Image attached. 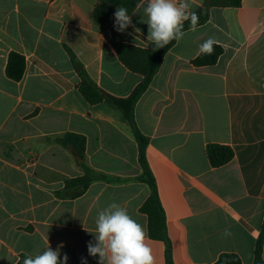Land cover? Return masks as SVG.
I'll return each instance as SVG.
<instances>
[{
  "label": "crops",
  "instance_id": "crops-1",
  "mask_svg": "<svg viewBox=\"0 0 264 264\" xmlns=\"http://www.w3.org/2000/svg\"><path fill=\"white\" fill-rule=\"evenodd\" d=\"M99 2L0 0V264H20L48 242L63 245L67 264H81V257L98 264L87 244L97 213L112 202L143 226L154 264H167L166 243L149 237L140 211L151 190L138 180L140 147L126 115L82 97L65 50L104 92L129 97L143 77L119 60L118 47L153 44L142 22L147 0L131 14L135 28L124 32L114 21L94 20ZM188 2L196 13L207 4ZM209 38L224 52L215 65L197 67ZM13 51L26 58L20 81L6 74ZM135 119L148 139L174 264H215L223 254L254 264L264 227V0L211 8L209 21L166 54ZM68 133L85 136L86 165L108 177L76 198L73 189L58 196L66 180L84 175L76 153L56 142ZM210 144L230 146L234 159L214 168Z\"/></svg>",
  "mask_w": 264,
  "mask_h": 264
},
{
  "label": "trees",
  "instance_id": "trees-1",
  "mask_svg": "<svg viewBox=\"0 0 264 264\" xmlns=\"http://www.w3.org/2000/svg\"><path fill=\"white\" fill-rule=\"evenodd\" d=\"M142 0H100L94 9V20L96 22L114 21V12L118 7H124L131 15L140 5ZM242 0H207V4L197 12L198 21L192 25L191 21H185L183 30L187 32L193 28L205 25L210 18V10L214 7H240ZM177 41L173 40L164 48L157 49L153 43L148 48H140L130 44H122L118 47L119 60L132 72L143 77L142 82L135 88L132 94L127 98H119L107 94L100 89L88 75L84 65L78 59L76 54L69 48L65 50L76 70L80 82L78 90L82 97L90 104L96 105L102 102H109L122 109L126 115L129 125L140 147V164L142 166V174L138 178L139 181L146 183L151 190L150 196L142 205L140 211L148 218L149 237L155 241L166 243V262L174 264L172 247L167 231L166 214L159 198L158 187L155 177L150 169L146 158V149L148 139L139 131L135 119V107L142 95L150 87L154 77L160 70L162 62L166 54L176 45ZM224 49L217 44L212 45L210 52L202 51L193 61L197 67H206L215 65L222 56ZM26 69V58L18 52H11L8 58L6 74L8 78L14 81H20ZM58 144L65 148L72 149L82 162L79 166L83 169L84 175L65 181L66 190L64 193H58L63 197L65 193L71 189L81 187V191L72 198L81 196L90 185L98 180H108V177L102 175L85 163L86 156V138L85 136L68 133L56 140ZM207 154L211 165L218 168L230 163L234 159V151L230 146L210 144L207 147ZM264 227L257 240L255 250L254 264H264ZM20 264H24L22 261ZM215 264H242L241 259L235 254H223Z\"/></svg>",
  "mask_w": 264,
  "mask_h": 264
},
{
  "label": "clouds",
  "instance_id": "clouds-1",
  "mask_svg": "<svg viewBox=\"0 0 264 264\" xmlns=\"http://www.w3.org/2000/svg\"><path fill=\"white\" fill-rule=\"evenodd\" d=\"M190 9L188 0H147L143 10L147 19L142 21L148 26L147 40L152 41L157 49L173 40L179 42L185 35L184 22L190 20L195 25L198 21L197 13ZM113 16L117 32H124L130 26L135 28L126 8L118 7ZM213 43L209 38L201 46L202 50L210 52ZM91 234L94 240L88 242L87 251L89 256L99 257L98 264H154L152 249L146 243L147 232L127 208L116 202L109 203L97 213L95 232ZM225 235L230 232L225 230ZM61 247L63 245L53 249L48 242L43 251L26 256L24 264H67L69 257L64 254L61 259ZM81 264H87L85 257H81Z\"/></svg>",
  "mask_w": 264,
  "mask_h": 264
},
{
  "label": "water",
  "instance_id": "water-1",
  "mask_svg": "<svg viewBox=\"0 0 264 264\" xmlns=\"http://www.w3.org/2000/svg\"><path fill=\"white\" fill-rule=\"evenodd\" d=\"M76 159L77 162L80 164V162H82V160L80 159V157L78 156V154H76ZM79 191H81V187H78L77 189H73L69 192L70 195H75L77 194Z\"/></svg>",
  "mask_w": 264,
  "mask_h": 264
}]
</instances>
